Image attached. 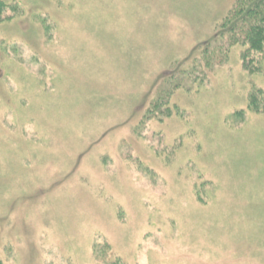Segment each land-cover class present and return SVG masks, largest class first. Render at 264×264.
I'll use <instances>...</instances> for the list:
<instances>
[{"label": "rangeland", "instance_id": "374dc122", "mask_svg": "<svg viewBox=\"0 0 264 264\" xmlns=\"http://www.w3.org/2000/svg\"><path fill=\"white\" fill-rule=\"evenodd\" d=\"M235 2L0 0V264H264V48L213 50Z\"/></svg>", "mask_w": 264, "mask_h": 264}, {"label": "trees", "instance_id": "16d2710c", "mask_svg": "<svg viewBox=\"0 0 264 264\" xmlns=\"http://www.w3.org/2000/svg\"><path fill=\"white\" fill-rule=\"evenodd\" d=\"M213 45V50L219 49L218 53L234 45L261 52L264 48V0H236L220 22Z\"/></svg>", "mask_w": 264, "mask_h": 264}]
</instances>
